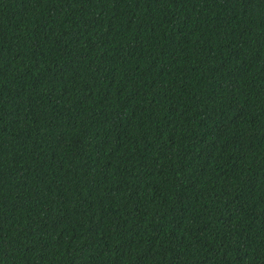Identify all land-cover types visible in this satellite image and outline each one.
Returning <instances> with one entry per match:
<instances>
[{
	"label": "trees",
	"instance_id": "16d2710c",
	"mask_svg": "<svg viewBox=\"0 0 264 264\" xmlns=\"http://www.w3.org/2000/svg\"><path fill=\"white\" fill-rule=\"evenodd\" d=\"M0 264H264V0H0Z\"/></svg>",
	"mask_w": 264,
	"mask_h": 264
}]
</instances>
